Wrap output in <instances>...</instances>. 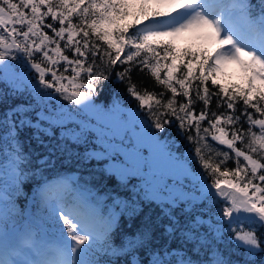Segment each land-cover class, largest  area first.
<instances>
[{
  "label": "snow or ice",
  "instance_id": "snow-or-ice-1",
  "mask_svg": "<svg viewBox=\"0 0 264 264\" xmlns=\"http://www.w3.org/2000/svg\"><path fill=\"white\" fill-rule=\"evenodd\" d=\"M192 30L216 43L212 54L176 46ZM226 61L242 85L220 83ZM118 64L147 70L171 96L138 90L126 67L115 79L129 78L138 109L98 105ZM0 85V105L25 101L0 111V264H264V0H0ZM173 124L195 145L180 156L159 135ZM209 139L234 168L222 170L229 151L205 158ZM57 153L96 161L86 171L115 177V188L93 204L70 177L35 181ZM124 216L138 223L116 245Z\"/></svg>",
  "mask_w": 264,
  "mask_h": 264
},
{
  "label": "trees",
  "instance_id": "trees-1",
  "mask_svg": "<svg viewBox=\"0 0 264 264\" xmlns=\"http://www.w3.org/2000/svg\"><path fill=\"white\" fill-rule=\"evenodd\" d=\"M253 3H255V0H252ZM131 17L128 18L130 20ZM49 22H51L49 20ZM128 22L123 21L122 23ZM58 27V25H57ZM51 35V32H49ZM175 44L178 48H188L190 50L196 51V50H206L208 54H212L213 50L217 47L216 43L214 41L206 40L202 37L201 34H193L190 36H179L175 40ZM100 61L97 60V64H99ZM126 67H131L132 71L129 73L130 82L131 84H134L137 86L138 90L143 91L144 89H147L149 92H155L159 94L160 92H164L163 99L166 101L168 97L171 96L170 92H167L162 85L157 84L155 81V78L151 76V73L147 70L141 71L139 67H136L135 65H116L114 68L111 69V76L112 78L108 80H103L100 86L97 88L96 95L94 97L95 102L98 105H101L105 108H108L109 106H112L119 102L121 107L125 109H138L139 105L138 102L130 96V94L127 91V87L129 84V78L126 77L124 81H118L115 79V73L116 72H123ZM220 73H217V78L219 79L221 84L225 85H242L244 83V73L241 71V68L238 70H235V72L230 70H225L222 67H219ZM71 73L69 72L68 75ZM107 74V73H106ZM234 75V76H233ZM50 78V77H49ZM3 85H0V88H2ZM209 87L212 91H218V89L213 88L211 86V82L209 81ZM86 90V89H84ZM25 102L23 99H9L5 105H0V111L3 110L7 104H16V103H22ZM180 102H186L185 98L178 97L177 98V106ZM62 103L68 104L67 101H62ZM203 107L202 103H196L193 106L194 111L199 113V110ZM242 101L237 102V108H236V114L240 115V111L243 109ZM212 111H216L217 113L224 111V108L217 109L215 106V101L213 100V104L211 106ZM160 111H163V109H160ZM249 111H254L252 109H249ZM142 115L146 117V112H142ZM258 117V114H257ZM168 118V117H166ZM202 126H207L206 122ZM238 129H242L243 131H247L248 124L245 121L244 117H241L240 124L236 125ZM254 131H258V129H253ZM195 134L194 132L192 133ZM30 135V130L26 129L24 132L21 133V139L26 141V137ZM57 135H59V130H57ZM160 138H168L170 140H175V146H173L172 151L175 152L177 156H180L185 148H193L195 145L190 144L186 136L188 133H184L183 136L179 135L177 132V126L175 124L173 125H165V128L163 132L159 133ZM231 138V137H229ZM47 139V138H46ZM34 143V142H33ZM209 144L212 146V152L205 151V158L207 159L209 155L213 156V163H219L221 159H223V156H215V152L223 153L224 151H229L230 159L222 166L223 168H234L236 165L234 163L235 157L234 154L231 153L230 150L226 148V146L218 145L217 143L212 142L210 139L208 141ZM245 143H247V139L245 140ZM237 147H243L242 144L237 142ZM73 152H75L76 146L72 145ZM25 151H28V145L27 142H25ZM79 151H83V147L78 149ZM242 159V158H241ZM35 157L33 158V167H37ZM193 170L197 169V164L192 163L189 165ZM97 167L96 161H92L87 165H81L77 162V159L75 155L68 156L67 154L61 156L59 153L56 155H53L49 160L46 166L42 168L41 174L37 175L35 177V181H39L42 183L45 178L52 179L54 177L58 176H64V177H70L73 181L72 187L75 188L77 185L86 187L89 191H87L86 197L89 198L90 202L95 204L97 203L96 198L97 197H103L105 193L109 189H114L116 186V180L115 177H106L103 173L100 172H92L86 171V169H95ZM201 171H203L201 169ZM264 174V173H262ZM207 175V174H205ZM35 181L29 180L25 183L24 188L25 191L28 193L29 196H31L32 192L31 190L36 186ZM136 181L133 180L132 183H135ZM209 183H211V178H209ZM94 194V195H93ZM124 195L125 193H121ZM74 195V193H69V196L71 197ZM27 203L25 197L21 196L17 199V204L20 206V208L23 210L25 207V204ZM111 200H107L104 202L105 207L103 209V212L106 214L107 207L106 205L110 204ZM32 211H35V208H32ZM158 211V209H157ZM132 227L129 228L128 224L129 221L127 220V217H121L120 218V228L117 229L116 233L114 234V243L116 245H119L121 241V236L123 234H131L136 227V223L138 222H131ZM264 231V230H262ZM227 237H225L226 239ZM177 242H173V247H177ZM189 249H191V245L188 246ZM117 264H123L124 257H115L113 258Z\"/></svg>",
  "mask_w": 264,
  "mask_h": 264
},
{
  "label": "rangeland",
  "instance_id": "rangeland-1",
  "mask_svg": "<svg viewBox=\"0 0 264 264\" xmlns=\"http://www.w3.org/2000/svg\"><path fill=\"white\" fill-rule=\"evenodd\" d=\"M193 34H196V35L201 34V30H192V31H189V32L182 33L180 36L185 37V36H190V35H193ZM220 67L224 68L225 70H230V71H233V72H235V70L240 69V66L234 61H226V62L222 63L220 65ZM217 73H220V69H218ZM145 154H147L146 150H145ZM51 180L54 181L55 179H51Z\"/></svg>",
  "mask_w": 264,
  "mask_h": 264
},
{
  "label": "water",
  "instance_id": "water-1",
  "mask_svg": "<svg viewBox=\"0 0 264 264\" xmlns=\"http://www.w3.org/2000/svg\"><path fill=\"white\" fill-rule=\"evenodd\" d=\"M87 194V191L83 192V195L85 196Z\"/></svg>",
  "mask_w": 264,
  "mask_h": 264
}]
</instances>
